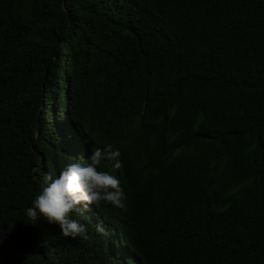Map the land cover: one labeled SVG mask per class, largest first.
<instances>
[{"label": "trees", "instance_id": "16d2710c", "mask_svg": "<svg viewBox=\"0 0 264 264\" xmlns=\"http://www.w3.org/2000/svg\"><path fill=\"white\" fill-rule=\"evenodd\" d=\"M108 145L123 208L27 215ZM0 264H264V0H0Z\"/></svg>", "mask_w": 264, "mask_h": 264}, {"label": "clouds", "instance_id": "9594fccd", "mask_svg": "<svg viewBox=\"0 0 264 264\" xmlns=\"http://www.w3.org/2000/svg\"><path fill=\"white\" fill-rule=\"evenodd\" d=\"M121 151L108 145L96 147L85 158L66 164L58 174L45 173L43 187L30 202L27 215L34 220L37 215L50 225L59 228L60 235L69 238H88V227L74 216L84 217L89 206L100 204L123 208L125 193L116 175L103 170L104 161L111 167H121ZM81 159L83 162H80ZM96 225V231H103Z\"/></svg>", "mask_w": 264, "mask_h": 264}]
</instances>
